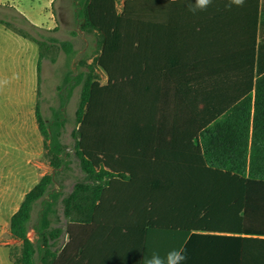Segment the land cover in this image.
<instances>
[{"label": "trees", "instance_id": "16d2710c", "mask_svg": "<svg viewBox=\"0 0 264 264\" xmlns=\"http://www.w3.org/2000/svg\"><path fill=\"white\" fill-rule=\"evenodd\" d=\"M119 1L81 0L76 14L98 46L65 78L71 92L82 86L73 135L86 174L67 195L55 188L70 163L61 140L67 119L58 111L47 122L37 107L55 172L11 217V235L22 244L19 264L62 261L61 203L68 220L95 226L83 264H145L141 233L154 229L181 236L183 264H264L262 0L230 8L231 0H211L195 12L196 0H124L121 13ZM0 23L12 29L10 21ZM12 30L39 45L40 84L53 46L77 54L73 41ZM114 184L126 187L112 191Z\"/></svg>", "mask_w": 264, "mask_h": 264}, {"label": "rangeland", "instance_id": "374dc122", "mask_svg": "<svg viewBox=\"0 0 264 264\" xmlns=\"http://www.w3.org/2000/svg\"><path fill=\"white\" fill-rule=\"evenodd\" d=\"M22 3L30 9L33 5L34 14L37 16L41 14L46 21H50L49 11L52 13L53 18L56 21V27L48 29L47 24L37 26L33 28L31 23L24 21L23 17L11 6L14 3ZM81 0H54L53 4L50 5L48 0H0V19L8 20L12 23V29H23L27 31L31 36L43 40L45 38L55 37L62 41L70 40L73 41L75 49L77 50L76 56L73 58L68 57L59 45L53 46L51 49L49 59L55 58L64 54L68 58L69 67L76 75L77 61L84 56L96 55L97 42L96 35L94 33H88L81 29V24L77 21L76 14L80 8ZM4 4V5H3ZM124 0H120L117 3V10L119 13L122 12ZM74 32L76 34H74ZM93 62V59L89 60V63ZM53 68V67H52ZM86 70V68H84ZM41 74V102L42 99L47 103L54 105L52 102L51 92L55 91L52 89L56 87L58 76L53 74V70L46 71L45 75ZM54 77V78H53ZM96 77L102 85L107 84L108 76L101 70L97 69ZM61 84V82H60ZM63 86V85H62ZM65 86V84H64ZM49 88V92L47 89ZM82 86L74 88L71 92L69 100L66 106H62L65 113L64 116L67 119V123L63 129L61 140L63 144L68 146V151L71 156L69 158V165L67 168L62 169L59 175H57V184L55 188L62 191L64 195L69 194L76 183L85 180L86 174L82 169L80 159L75 154V137L73 133L79 127L77 124L76 111L80 102ZM45 92V93H44ZM57 92V91H56ZM66 93V91H65ZM61 99V96H60ZM55 101V97L54 100ZM45 103L44 101L40 104L41 106ZM57 105V103H55ZM45 108V109H44ZM54 108H59L54 106ZM60 109V108H59ZM17 110V106H6L3 109L4 120L9 127L5 128L4 134L20 132L19 129H13L11 123L14 121V113ZM43 116L47 122L53 120L55 113L53 114L49 107L42 106ZM15 130V131H14ZM28 132H25L27 136ZM14 141L17 138V133L11 135ZM7 138H10L8 135ZM38 146H31L30 150H36ZM41 154L32 155V152L27 156L25 153H17L20 155L17 157H11L13 153H8V157L5 160H0V264H19V258L21 256L22 244L20 241L14 239L10 232L11 217L16 213L24 200L25 195L34 186L39 183L41 178L45 174L55 172L50 166L49 157L46 156L45 148H41L39 145V152ZM4 165V167H2ZM63 205L60 204V214L63 216ZM37 207L33 215V225L38 222L39 209ZM30 237L36 240V233L34 229L30 232Z\"/></svg>", "mask_w": 264, "mask_h": 264}, {"label": "crops", "instance_id": "0c3cea01", "mask_svg": "<svg viewBox=\"0 0 264 264\" xmlns=\"http://www.w3.org/2000/svg\"><path fill=\"white\" fill-rule=\"evenodd\" d=\"M48 1L50 5L54 2V0ZM261 4L262 6L264 5V0L261 1ZM11 6L33 25L41 26L47 24L48 29L56 27L55 18H53L50 11L49 15L51 18L48 22L43 19L44 17L41 14L37 16L34 14L33 5L30 6V9L20 2L14 3ZM39 60L40 48L36 42L21 36L11 28L0 23V160H5L9 152L13 153L11 157L20 156L16 155L17 153H25L27 156L31 152L34 156L35 153L36 155L42 153V151L39 152V145L41 148H44V137L37 120L36 112L38 106H40L41 111L42 106H46L49 107V110L53 114L58 111L62 115L65 113L62 106H66L71 95L70 84L65 83L66 76L72 71L69 67V60L65 54L64 56L60 54L57 60L49 59V56L44 58L42 63L43 75H45L46 71L53 70V74L55 73L54 77L56 75L58 76V80L56 79L58 83L55 88L53 86L51 87L55 89V91L50 93L54 105L42 99V102H45L42 106L40 105L42 103L40 88L44 82L40 84L38 71ZM47 91L49 92V88ZM54 97L55 101H53ZM6 106H17L11 127L13 129H19L20 132L16 131L17 138L14 141H12L13 138H11V135L16 133L11 134L7 132L4 134L5 128L9 127L4 120V114H2ZM54 106H58L60 109L54 108ZM25 132H28L27 136H25ZM8 135L10 138H7ZM32 145L38 146V148L36 150H30ZM113 187L112 191L123 190L126 185L114 184ZM109 202L111 207H117L119 204L118 199L109 198ZM127 214L128 217H131L129 211H127ZM94 228L95 226L92 224L73 223L63 215L62 234L58 238L57 245L61 247L58 254L63 252V256L62 261L58 264H83L87 255L88 246L91 247L89 249L95 246L92 237L94 235ZM120 234L124 235L125 232L122 231ZM141 234L143 238L141 248L148 255L151 254V251L155 250L161 256H164L173 248L183 247L182 238L176 232L168 233L160 229H154L146 233L142 232Z\"/></svg>", "mask_w": 264, "mask_h": 264}, {"label": "clouds", "instance_id": "9594fccd", "mask_svg": "<svg viewBox=\"0 0 264 264\" xmlns=\"http://www.w3.org/2000/svg\"><path fill=\"white\" fill-rule=\"evenodd\" d=\"M244 0H231L226 7H231L233 4L242 6ZM211 4V0H196L195 7L190 6V10L195 12L197 9L204 10ZM187 259L185 249L183 247L173 248L169 250L164 256H161L158 251H151V254L146 256L145 264H183Z\"/></svg>", "mask_w": 264, "mask_h": 264}]
</instances>
